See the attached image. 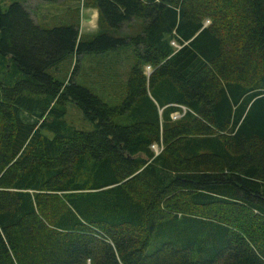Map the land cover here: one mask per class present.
Returning a JSON list of instances; mask_svg holds the SVG:
<instances>
[{
	"label": "trees",
	"instance_id": "1",
	"mask_svg": "<svg viewBox=\"0 0 264 264\" xmlns=\"http://www.w3.org/2000/svg\"><path fill=\"white\" fill-rule=\"evenodd\" d=\"M69 1L51 29L0 9V264H264V0ZM122 48L109 106L72 75Z\"/></svg>",
	"mask_w": 264,
	"mask_h": 264
},
{
	"label": "rangeland",
	"instance_id": "2",
	"mask_svg": "<svg viewBox=\"0 0 264 264\" xmlns=\"http://www.w3.org/2000/svg\"><path fill=\"white\" fill-rule=\"evenodd\" d=\"M13 2L20 4L22 7L26 9L30 18L40 28L43 29H51L54 27H61L65 25H75L76 24V17L74 9L76 8V4L74 1H59L57 3H45L39 0H0V9L1 11H5L7 6ZM88 11V10H85ZM84 11L79 13L78 15V32L80 29V22L83 21ZM89 23L88 26L95 25V12H93V16L90 19L88 16ZM89 28V27H88ZM121 31H125V26L122 25L120 28ZM174 49H177L178 46L173 43L172 46ZM126 49L122 48L119 49L116 53L118 57L117 60L114 62H110L114 57L115 54H107L105 55L104 66L105 67H112L118 71L121 76L110 81V86L104 87H97L93 83V78L98 74L101 73L102 75H109L108 73L104 72L103 68L94 65L91 63L87 56L83 57V59H78L76 63V69L73 72V80L78 85L86 87L91 93L97 96L103 103L109 106H116L118 105L123 96H124V86L125 80L123 72L128 67V61L125 57ZM75 63V58L73 55L66 56L63 60L56 64L55 68H51L48 71V74L56 81L65 82L70 74ZM147 67L145 65L142 66V73H146ZM147 75V73H146ZM108 82V81H107ZM179 110L183 111V108H179ZM179 116V114H173V118ZM65 120L71 126H74L75 129L87 131L91 129L89 124L83 123L80 120V114L77 109L73 107V105H68L67 113Z\"/></svg>",
	"mask_w": 264,
	"mask_h": 264
},
{
	"label": "crops",
	"instance_id": "3",
	"mask_svg": "<svg viewBox=\"0 0 264 264\" xmlns=\"http://www.w3.org/2000/svg\"><path fill=\"white\" fill-rule=\"evenodd\" d=\"M88 11H84V17H83V21L80 22V29H79V34L82 36L84 34H89V33H92L94 30H95V27H96V21H95V25H92V26H88V23H89V19H88V16H90V19L91 17L93 16V12H95V19L97 18V13L95 10L93 9H87ZM89 27V28H88ZM126 59L128 61V67L126 68V70L123 72V75L124 77L126 76V72L129 70V68L131 67L132 63H133V59H132V53H131V50L130 49H126ZM117 54L115 53V57L110 61V62H114L115 60L118 59V57H116ZM83 58H81L82 60ZM102 59L103 58H95V59H90L89 61L93 62L94 64H96L97 66L99 64L102 63ZM99 67L103 68L104 72L108 73L109 75H102L101 73H98L94 78H93V83L97 86V87H104V86H110L111 83L110 81L112 79H115L116 78V75L117 77H120L121 76V73L118 74L119 72L116 71L113 66L112 67H105L104 66V63L102 65H100ZM125 80V78H124ZM108 81V82H107ZM126 81V80H125Z\"/></svg>",
	"mask_w": 264,
	"mask_h": 264
},
{
	"label": "built area",
	"instance_id": "4",
	"mask_svg": "<svg viewBox=\"0 0 264 264\" xmlns=\"http://www.w3.org/2000/svg\"><path fill=\"white\" fill-rule=\"evenodd\" d=\"M151 149L155 152V154L157 153L156 150H159L157 146H152Z\"/></svg>",
	"mask_w": 264,
	"mask_h": 264
}]
</instances>
